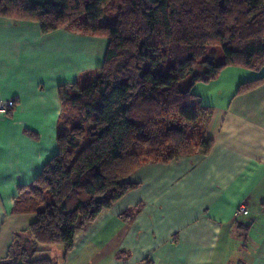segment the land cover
I'll list each match as a JSON object with an SVG mask.
<instances>
[{"label": "trees", "instance_id": "trees-1", "mask_svg": "<svg viewBox=\"0 0 264 264\" xmlns=\"http://www.w3.org/2000/svg\"><path fill=\"white\" fill-rule=\"evenodd\" d=\"M114 1L0 0V15L36 21L44 34L71 29L109 41L90 83L60 86L59 152L20 187L13 212L37 216L28 242L13 248L24 264H53L36 258L41 246L71 252L79 230L139 186L129 178L143 166L209 155L214 108L194 87L227 67H264V0H125L130 22L103 24Z\"/></svg>", "mask_w": 264, "mask_h": 264}, {"label": "crops", "instance_id": "crops-1", "mask_svg": "<svg viewBox=\"0 0 264 264\" xmlns=\"http://www.w3.org/2000/svg\"><path fill=\"white\" fill-rule=\"evenodd\" d=\"M108 44L68 29L44 34L36 21L0 15V97L18 101L0 115V260L10 258L18 241L28 242L36 220L35 213L13 210L20 187L31 185L59 152L60 86L97 70ZM238 68L194 87L214 108L209 155L143 166L129 178L139 186L79 230L71 252L41 246L36 258L59 257L57 264H264V79L239 91L264 78V67ZM242 204L248 213L238 217Z\"/></svg>", "mask_w": 264, "mask_h": 264}, {"label": "rangeland", "instance_id": "rangeland-1", "mask_svg": "<svg viewBox=\"0 0 264 264\" xmlns=\"http://www.w3.org/2000/svg\"><path fill=\"white\" fill-rule=\"evenodd\" d=\"M110 7L113 8V9L110 10V11L107 13V16H106V17L102 18V23H103V24H106V23L110 22L112 19H120L122 22H125V19H126V21H127L128 23L130 22V19H131V18H129L128 15H127V16L125 15V0H123V1H122V0H116V1H114L113 3L111 2ZM123 11H124V12H123ZM123 13H124V14H123ZM127 14H128V13H127ZM77 23H78V24L81 23V20L77 21ZM68 30H71V29H68ZM71 31H73V30H71ZM74 32H77V31H74ZM78 33H80V32H78ZM238 69H239V70H242V69H244V68L239 67ZM246 70H247V69H246ZM97 71H98V69L95 70V71H91V72L88 74L87 78H82V79L80 80V82H83V81H84V83H90L91 80H92V78H93V75H94L95 73H97ZM84 79H86V80H84ZM216 86H217V87H221V86H220V83L217 84ZM12 111H13V110H12ZM55 255H56V254H55ZM55 255H54V256H55ZM49 257H50V256H49ZM50 258H52V257H50ZM52 260H53V264H57V262L59 261V257L52 258Z\"/></svg>", "mask_w": 264, "mask_h": 264}, {"label": "built area", "instance_id": "built-area-1", "mask_svg": "<svg viewBox=\"0 0 264 264\" xmlns=\"http://www.w3.org/2000/svg\"><path fill=\"white\" fill-rule=\"evenodd\" d=\"M17 99L9 98V99H3L0 97V115L10 113L12 110H14L17 106ZM248 213L247 206L242 204L238 210V217L240 216H246Z\"/></svg>", "mask_w": 264, "mask_h": 264}, {"label": "water", "instance_id": "water-1", "mask_svg": "<svg viewBox=\"0 0 264 264\" xmlns=\"http://www.w3.org/2000/svg\"><path fill=\"white\" fill-rule=\"evenodd\" d=\"M0 264H24V261L18 251L14 249L13 256L7 259L0 260Z\"/></svg>", "mask_w": 264, "mask_h": 264}]
</instances>
